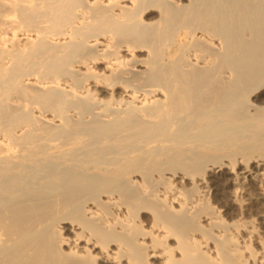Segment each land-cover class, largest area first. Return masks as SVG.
Returning <instances> with one entry per match:
<instances>
[{
	"label": "bare ground",
	"instance_id": "bare-ground-1",
	"mask_svg": "<svg viewBox=\"0 0 264 264\" xmlns=\"http://www.w3.org/2000/svg\"><path fill=\"white\" fill-rule=\"evenodd\" d=\"M0 264H264V0H0Z\"/></svg>",
	"mask_w": 264,
	"mask_h": 264
}]
</instances>
